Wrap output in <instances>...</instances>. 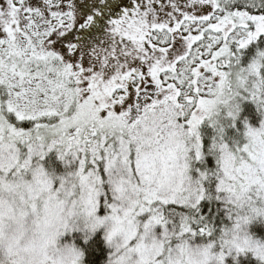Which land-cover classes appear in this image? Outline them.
Segmentation results:
<instances>
[{"label": "snow or ice", "instance_id": "6c2138e0", "mask_svg": "<svg viewBox=\"0 0 264 264\" xmlns=\"http://www.w3.org/2000/svg\"><path fill=\"white\" fill-rule=\"evenodd\" d=\"M0 264H264V0H0Z\"/></svg>", "mask_w": 264, "mask_h": 264}]
</instances>
